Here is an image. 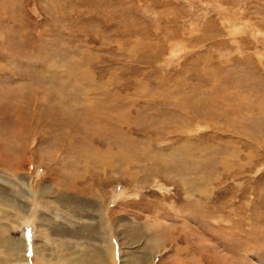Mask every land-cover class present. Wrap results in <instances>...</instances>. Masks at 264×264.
<instances>
[{
  "label": "rangeland",
  "instance_id": "rangeland-1",
  "mask_svg": "<svg viewBox=\"0 0 264 264\" xmlns=\"http://www.w3.org/2000/svg\"><path fill=\"white\" fill-rule=\"evenodd\" d=\"M0 264H264V0H0Z\"/></svg>",
  "mask_w": 264,
  "mask_h": 264
},
{
  "label": "bare ground",
  "instance_id": "bare-ground-1",
  "mask_svg": "<svg viewBox=\"0 0 264 264\" xmlns=\"http://www.w3.org/2000/svg\"><path fill=\"white\" fill-rule=\"evenodd\" d=\"M104 248H102V249H100L99 248V250H100V253H105V254H110V252H108L107 250H103ZM43 260V259H42ZM44 261V260H43Z\"/></svg>",
  "mask_w": 264,
  "mask_h": 264
}]
</instances>
